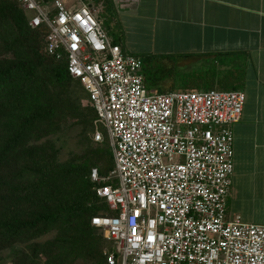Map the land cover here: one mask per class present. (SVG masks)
<instances>
[{
	"label": "built area",
	"instance_id": "obj_1",
	"mask_svg": "<svg viewBox=\"0 0 264 264\" xmlns=\"http://www.w3.org/2000/svg\"><path fill=\"white\" fill-rule=\"evenodd\" d=\"M46 28V52L68 62L108 132L115 169L91 171L114 216L92 225L114 245L108 264H264V226L227 218L242 92L152 94L143 60L112 44L98 12L67 0H15Z\"/></svg>",
	"mask_w": 264,
	"mask_h": 264
},
{
	"label": "trees",
	"instance_id": "obj_2",
	"mask_svg": "<svg viewBox=\"0 0 264 264\" xmlns=\"http://www.w3.org/2000/svg\"><path fill=\"white\" fill-rule=\"evenodd\" d=\"M31 19L15 0H0V262L108 264L114 245L92 220L114 213L98 197L91 171L108 177L113 154L89 138L99 119L90 95L69 75L66 59L47 54V29H33ZM146 58L150 93H175L180 81L188 83L172 76L170 58ZM73 126L84 152L61 162L52 137Z\"/></svg>",
	"mask_w": 264,
	"mask_h": 264
},
{
	"label": "crops",
	"instance_id": "obj_3",
	"mask_svg": "<svg viewBox=\"0 0 264 264\" xmlns=\"http://www.w3.org/2000/svg\"><path fill=\"white\" fill-rule=\"evenodd\" d=\"M110 1L108 10L103 0L78 3L98 12L124 53L170 58L183 92L246 95L227 218L264 226V0Z\"/></svg>",
	"mask_w": 264,
	"mask_h": 264
},
{
	"label": "rangeland",
	"instance_id": "obj_4",
	"mask_svg": "<svg viewBox=\"0 0 264 264\" xmlns=\"http://www.w3.org/2000/svg\"><path fill=\"white\" fill-rule=\"evenodd\" d=\"M103 1L105 4V9L108 10V8L111 6L112 1H110V0H103ZM67 2L69 4V6H73V5L78 4V0H67ZM105 16L106 15L104 13V17ZM127 55H130V54H127ZM131 56L139 57V56H135V55H131ZM139 58H141L143 60V63H144V60L146 61V59H147L146 56H141ZM147 61H148V59H147ZM143 74L145 75V72H143ZM144 80H145V77H144ZM145 85H146V88L149 92H151L153 90L151 80L149 79V77H148V79L145 80ZM158 91H160L159 93H162V90H158ZM183 91H186V90L185 89L182 90L180 88H177L175 90V92H177V93H180ZM94 127H95V132L89 134V138L93 140L95 145H100L102 147L105 146L107 148V150L112 152L110 138H109V135H108V132L106 131V129L104 127L100 126L99 130H100V133L102 134V136L104 138V142H103L104 144H102V143L99 144V143L95 142V133H96V125L95 124H94ZM80 136H81L80 130L73 126L71 128L70 127L67 128L66 131H64V133L58 135L57 137H52V139L57 140L58 147L61 149V154H60L61 155L60 156L61 162L68 161V159L70 158V156L72 154H82L84 152V145L82 143V139L80 138ZM51 238H53V236H50L46 240L51 239ZM0 264H5V262L1 261Z\"/></svg>",
	"mask_w": 264,
	"mask_h": 264
}]
</instances>
